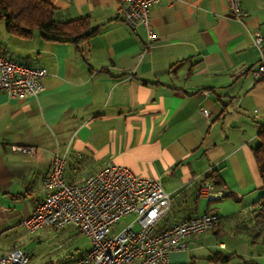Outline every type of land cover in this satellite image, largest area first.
I'll return each mask as SVG.
<instances>
[{"label": "crops", "instance_id": "0c3cea01", "mask_svg": "<svg viewBox=\"0 0 264 264\" xmlns=\"http://www.w3.org/2000/svg\"><path fill=\"white\" fill-rule=\"evenodd\" d=\"M47 1L61 18L87 16L94 32L76 43L37 29L16 37L0 25V53L47 69L36 96L0 90V241L24 227L60 150L69 183L110 163L159 180L170 209L157 229L207 210L220 215L215 228L187 238L186 250L171 252L170 264H264V241L234 219L261 194L252 148L264 81L252 74L251 33L259 30L264 45V0H240L242 21L226 0H161L150 6L155 36L145 51V28L125 22L117 0ZM212 169L221 196L207 199L198 189L212 183ZM11 247L1 241L0 253Z\"/></svg>", "mask_w": 264, "mask_h": 264}, {"label": "built area", "instance_id": "2783aa9c", "mask_svg": "<svg viewBox=\"0 0 264 264\" xmlns=\"http://www.w3.org/2000/svg\"><path fill=\"white\" fill-rule=\"evenodd\" d=\"M118 15L131 27L142 25L146 31L143 51L154 39L150 24V6L161 0H117ZM232 16L242 21L246 15L240 0H226ZM258 50V62L252 74L264 73V45L259 30L251 33ZM47 69L21 60H13L0 53V90L10 96H36L44 89L43 78ZM208 115L206 108H201ZM22 153L33 154L34 147L15 145ZM66 152L56 150L51 165L42 177L46 192L22 221L28 232L39 227L60 228L71 224L88 236L90 246L78 264H170V253L186 250L187 238L215 228L220 215L207 210L167 226L156 224L170 209V197L162 183L153 178L139 176L128 167L105 164L88 174L81 183H69L63 177ZM199 194L207 199L221 196L214 185L201 182ZM134 213L139 227L129 222L113 235L111 226L124 215ZM28 253L13 246L0 253V264H28Z\"/></svg>", "mask_w": 264, "mask_h": 264}, {"label": "trees", "instance_id": "16d2710c", "mask_svg": "<svg viewBox=\"0 0 264 264\" xmlns=\"http://www.w3.org/2000/svg\"><path fill=\"white\" fill-rule=\"evenodd\" d=\"M4 30L16 37H29L37 29L44 37L55 40L78 42L94 32L89 28L87 16L71 19L61 18L56 8L47 0H0V23ZM264 81V73L260 74ZM259 175L261 194L250 210L234 216L243 228H249L251 239L264 241V122L257 132V143L252 148ZM215 187H221L222 181L216 169L206 175ZM84 253V252H83ZM82 253V254H83ZM81 254V255H82Z\"/></svg>", "mask_w": 264, "mask_h": 264}, {"label": "rangeland", "instance_id": "374dc122", "mask_svg": "<svg viewBox=\"0 0 264 264\" xmlns=\"http://www.w3.org/2000/svg\"><path fill=\"white\" fill-rule=\"evenodd\" d=\"M0 25H3V21ZM134 218V213L119 218L111 226L109 235L118 232ZM138 227V222L134 220L133 228ZM1 241L24 249L29 255L28 264H78L81 254L90 246L88 236L71 224L60 228L43 226L33 232H28L22 226L13 234L3 236Z\"/></svg>", "mask_w": 264, "mask_h": 264}]
</instances>
